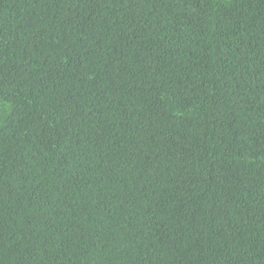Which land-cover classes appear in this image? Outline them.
Listing matches in <instances>:
<instances>
[{"label": "trees", "instance_id": "trees-1", "mask_svg": "<svg viewBox=\"0 0 264 264\" xmlns=\"http://www.w3.org/2000/svg\"><path fill=\"white\" fill-rule=\"evenodd\" d=\"M0 264H264V0H0Z\"/></svg>", "mask_w": 264, "mask_h": 264}]
</instances>
